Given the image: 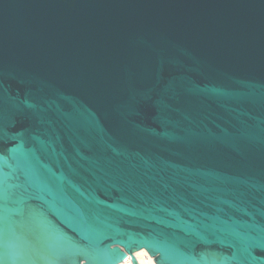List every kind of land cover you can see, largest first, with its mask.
<instances>
[{
  "label": "water",
  "instance_id": "95a60500",
  "mask_svg": "<svg viewBox=\"0 0 264 264\" xmlns=\"http://www.w3.org/2000/svg\"><path fill=\"white\" fill-rule=\"evenodd\" d=\"M264 0H0V264H264Z\"/></svg>",
  "mask_w": 264,
  "mask_h": 264
},
{
  "label": "bare ground",
  "instance_id": "6f19581e",
  "mask_svg": "<svg viewBox=\"0 0 264 264\" xmlns=\"http://www.w3.org/2000/svg\"><path fill=\"white\" fill-rule=\"evenodd\" d=\"M134 255L140 264H157L155 257L151 256V254L146 249L137 250L134 252ZM119 264H134V262L132 257L129 256L126 260Z\"/></svg>",
  "mask_w": 264,
  "mask_h": 264
},
{
  "label": "snow or ice",
  "instance_id": "6c2138e0",
  "mask_svg": "<svg viewBox=\"0 0 264 264\" xmlns=\"http://www.w3.org/2000/svg\"><path fill=\"white\" fill-rule=\"evenodd\" d=\"M251 251L253 253L264 254V243L251 246Z\"/></svg>",
  "mask_w": 264,
  "mask_h": 264
}]
</instances>
